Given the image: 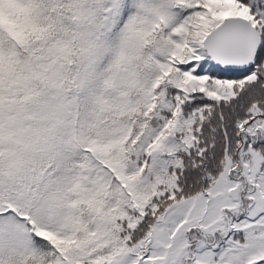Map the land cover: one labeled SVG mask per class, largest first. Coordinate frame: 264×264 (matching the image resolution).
I'll return each instance as SVG.
<instances>
[{
  "label": "snow or ice",
  "instance_id": "snow-or-ice-1",
  "mask_svg": "<svg viewBox=\"0 0 264 264\" xmlns=\"http://www.w3.org/2000/svg\"><path fill=\"white\" fill-rule=\"evenodd\" d=\"M0 264H264V0H0Z\"/></svg>",
  "mask_w": 264,
  "mask_h": 264
}]
</instances>
